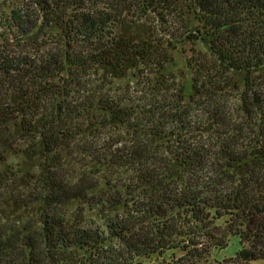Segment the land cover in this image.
I'll list each match as a JSON object with an SVG mask.
<instances>
[{"label":"trees","instance_id":"trees-1","mask_svg":"<svg viewBox=\"0 0 264 264\" xmlns=\"http://www.w3.org/2000/svg\"><path fill=\"white\" fill-rule=\"evenodd\" d=\"M78 2L12 9L0 35V134L36 143L49 168L25 200L41 204L37 217H0V264L191 260L231 237L238 260L264 261V0H140L165 33L173 14L188 32H163L161 47L112 25L121 0L75 13ZM183 41L204 51L191 62L197 84L175 97L168 48ZM130 70L153 73L135 107L105 92ZM79 135L91 169L70 182L57 154Z\"/></svg>","mask_w":264,"mask_h":264},{"label":"rangeland","instance_id":"rangeland-1","mask_svg":"<svg viewBox=\"0 0 264 264\" xmlns=\"http://www.w3.org/2000/svg\"><path fill=\"white\" fill-rule=\"evenodd\" d=\"M37 1L40 0H0V35L7 33L5 30V22H8L12 9H22L30 13V16L35 15ZM80 8L75 7L73 11L94 12L95 10L110 11L107 6H110V0H77ZM140 0H121L119 10L115 11L112 17L115 19L110 22L117 26L122 32L129 33L137 38L149 39L158 38L155 42L158 44L163 39L165 26L163 20L157 18L155 13L148 15L142 13L139 8ZM120 2V0H118ZM76 4V3H75ZM77 5V4H76ZM70 9V8H69ZM71 10V9H70ZM181 18L173 15L167 16L166 20L171 23L170 34L165 33V37L169 40L178 38L182 35L181 31L188 33L183 27ZM190 25L198 27L197 22L190 18ZM111 24L109 23L108 26ZM114 26V27H115ZM1 43V38H0ZM161 47V44H158ZM169 49L171 53V61L167 65L168 82L171 89L168 94L176 97L179 87L190 86L194 77L193 64L195 59V49L204 51L200 42L194 43L183 41L177 49ZM134 70H130L125 78L115 80L111 85L109 95H117L124 99V103L130 106L139 105L138 98H149L147 94V85H151L153 73L150 70L143 72V76L138 78L135 76ZM197 84V82L195 83ZM226 97L234 98V92H225ZM174 98V97H172ZM12 138V139H11ZM9 138L7 134H0V175L4 180H0V195L10 192L12 197L7 202L0 200V217L8 215L10 219H20V222L35 219L41 208V204L25 202L28 193L36 186L38 177L48 171L46 157L42 149L36 143H28L24 140H17L13 137ZM87 138L83 141V136L79 135L73 141V144L66 149L59 150L57 154L58 168L57 174L65 176L70 182L76 181L77 177L91 169V164L88 163L90 152H86L85 145ZM94 141V140H93ZM92 142V140H91ZM101 189L104 187L103 182L99 183ZM0 199H3L1 197ZM20 201L15 203L13 200ZM6 200V199H5ZM14 202V203H13ZM28 203V204H27ZM78 205L77 202L72 204L69 209L73 210ZM104 212V211H103ZM106 212V211H105ZM92 219H97V212L87 213ZM239 248L236 237H231L229 245L225 249L213 250L210 253L203 255L200 258L186 260H177L182 255V252L177 251L175 256L170 254L163 257L151 256L140 260V264H264L263 260L251 261L248 263L238 260L235 256ZM177 260V261H175Z\"/></svg>","mask_w":264,"mask_h":264},{"label":"water","instance_id":"water-1","mask_svg":"<svg viewBox=\"0 0 264 264\" xmlns=\"http://www.w3.org/2000/svg\"><path fill=\"white\" fill-rule=\"evenodd\" d=\"M134 264H140V262H138V263H134Z\"/></svg>","mask_w":264,"mask_h":264}]
</instances>
